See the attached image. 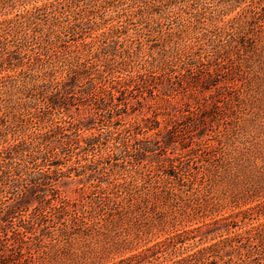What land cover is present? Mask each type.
<instances>
[{
  "label": "rangeland",
  "instance_id": "374dc122",
  "mask_svg": "<svg viewBox=\"0 0 264 264\" xmlns=\"http://www.w3.org/2000/svg\"><path fill=\"white\" fill-rule=\"evenodd\" d=\"M67 1L0 0V117L6 111L12 116L0 120V153L20 140L26 149L36 145L50 120L65 119L53 145L55 151L46 160H38L36 170L50 175L51 184L63 196L74 199L82 194L84 198L78 225H70L65 236L60 231L66 227L68 213L61 219L47 214V225L42 228L52 233L45 243L68 245L66 253L56 252V246L49 248L50 264H172L191 254L200 256L210 248L214 257L206 256L196 264H264L260 254L264 235L255 232L264 226V58L243 63V79L236 78L235 83L222 77L219 94L209 103L219 102L224 108L208 118L204 127L183 131L175 139L177 143L155 154L146 153L140 160L133 152L125 158L110 157L105 141L94 148L75 143L84 135L85 125L91 128L88 134L105 132L112 125L100 118L94 101L81 112L72 107L53 114L43 101L55 88L56 83L50 86L51 82L67 79L60 74L64 68L78 63L81 67L93 65L92 79L107 83L121 73L135 75L150 55L158 58L165 41L182 50L171 63L175 69L194 76L201 70L199 57L207 55L200 51L202 45L255 0H91L77 7H70ZM260 25L264 29V17ZM114 43L129 51L139 49L140 55L129 59L127 65L120 63L118 55L110 56L108 63L114 70L108 73L100 48ZM190 52L196 60H188ZM206 60L203 63L208 65ZM162 66L148 69L162 73ZM45 84L48 93L39 88ZM84 84L81 81L80 86ZM80 88L75 89V96ZM160 90L159 96L143 100L138 111L124 115L116 126L142 122L155 114L164 126L188 106H195L189 96L167 87ZM138 137L141 141L128 143L130 150L151 139L147 134ZM182 140L195 141L197 150L192 154L182 151ZM62 147L66 148L63 153ZM182 152L177 164L183 166L176 177H163L161 171L168 170L170 164H163L162 159ZM5 158L6 162H19L16 155L6 154ZM56 163L62 165L61 170L54 167ZM138 169L149 184H158L160 196L120 220L112 216L120 212L117 200L99 201L102 209L93 210L95 201L106 197L102 188L131 183ZM54 170L63 174L57 177ZM4 177L0 173V178ZM34 188L26 181L1 195V207L14 205L18 209L11 219L13 227L39 214L34 208L40 201L45 205L53 201L49 191ZM139 196L132 201L137 202Z\"/></svg>",
  "mask_w": 264,
  "mask_h": 264
},
{
  "label": "trees",
  "instance_id": "16d2710c",
  "mask_svg": "<svg viewBox=\"0 0 264 264\" xmlns=\"http://www.w3.org/2000/svg\"><path fill=\"white\" fill-rule=\"evenodd\" d=\"M89 1L91 0H68L66 3L70 7H77L80 3L83 4ZM261 11H264V0L252 1L243 13L228 22L225 27L218 29V32L202 45L203 49L200 51L202 53L206 52L207 55L199 57L198 61L202 63H199L198 68L201 67V70H197L194 76L187 74L185 69H180L181 71L175 69V63H171L177 59L176 55L182 50L179 46H173L170 42L165 41L164 49L158 54V58L150 55V59L142 65L135 75L121 73L120 76L110 79L107 83L101 84L92 79L91 69L94 67L93 65L81 67L82 64L78 63L64 68L62 69L64 72L60 74L62 76L65 74L64 76H67V79L56 78L57 81L51 82L50 86L56 83L55 88H52V95L44 96L43 101L45 105L48 104L50 114L60 108L71 109L72 107H78V112H81L82 109L91 107L94 101V106L96 105L100 118L110 121L112 125L105 132H91L89 134L86 131L91 128L85 125L84 135H81L75 143L84 142L86 146L94 148L98 143L105 141L109 148V156L114 159L125 158L133 152V154L136 153V160H140L146 153L155 154L161 148L168 149L171 145L177 143V137L183 131L204 127L208 118L224 108V106L218 105L219 102L209 103V99H212L220 91L219 85L222 82V77H226L223 78L224 80H231L235 83V81H238L236 78L243 79V71H241L243 63L250 62L254 58H258L259 61L264 58V29L260 25L264 13ZM118 46V43H114L100 48L102 49L101 53L106 57L103 67L108 73L112 69L114 70L112 65L108 63L110 56L118 55L121 59L120 63L127 65L129 59L138 58L140 55L139 49L129 51L121 45ZM186 57L189 61L196 60L191 52L186 54ZM205 59H209L206 60L208 65L203 63ZM182 61L177 62L179 68ZM148 64H150L149 66L157 65V67L162 64L165 66L159 67L162 73H157L148 69L149 66H146ZM229 64H231V68L225 67ZM51 71L57 73L54 69H51ZM45 76L42 77V80ZM81 81L85 82L83 87L80 86ZM78 87L81 88L75 96L74 91ZM160 87H167L179 94L189 96L195 100V106H188L187 110L181 111L178 118L168 120L164 126L158 118L159 114L145 118L142 122H130L129 126H116V122L121 121L125 117L124 115H128L130 112L134 114L138 111V106H141L143 100L148 97L155 99L156 96H159ZM39 88H41V91L46 88L47 93L49 91V89L47 90V84ZM45 93L43 92V94ZM163 95L165 94L163 93ZM134 99H137L136 104L133 103ZM230 100L232 101L233 98ZM9 117L12 116L6 111L4 115H1L0 120L6 121ZM50 121L49 124L43 127L36 145H28L30 148L26 149L20 140L17 144L9 145L5 152L0 153V173L5 176L4 179L0 178L2 180L0 181V198L4 191H13L23 182L30 181L35 185L34 190L45 189L44 191H49V200H53L49 205H45L40 201L39 205L34 208L39 214L31 215L30 219L24 220V223L16 227H13L14 223L11 219L15 217L17 207L14 205L1 207L0 204V264H50L52 255L48 250L56 244L45 243L46 237L52 233L44 232L42 228L47 225V222H45L47 221V214H51L53 218L61 219L62 215L68 213L69 218L65 220L66 227L60 231L62 236L67 234L70 225H78V220H80L79 209L85 205L82 194H79V198L74 199L63 196L51 184L52 178L50 175L36 170L39 166L38 160H46L48 155L55 151L53 145L58 141V134L60 133L58 131L62 130V125L65 123V119L61 121L52 119ZM90 121L87 120L86 124L88 125ZM121 127L123 128L121 129ZM140 134L150 135L151 139H146L145 142L147 143L145 145L139 143V147H133V150H130L128 143L132 140L141 141L138 137ZM69 143L67 142L64 145ZM194 143L195 141L182 140L180 149L192 154L197 150L196 146H193ZM62 149V153L66 151L65 147H62ZM6 154L7 156L16 155L19 162H6ZM182 154L184 153L171 154V156L162 159L163 164H170L168 170H160L163 177H167V179L176 177L177 170L183 166L177 164V161L180 160L178 157ZM61 166L59 163L54 165L55 168L60 170ZM91 166L93 165H87V168ZM90 169L93 173L94 170ZM53 172L57 177L58 174L62 173L58 170ZM135 172L139 174H136L138 176H135V180L131 183L118 182L112 188L109 184L102 188L106 197L103 200H96L93 210L100 211L102 209L99 201L117 200L121 205L120 212H118V216L116 214H112V216L116 220L117 218L120 220L133 216L136 213L137 206L149 204L161 195L157 183L149 184L147 178L143 175L144 173L139 169ZM136 195H140V198L137 199V202H133L136 200ZM0 201L2 200L0 199ZM72 212H75V215H72ZM111 213L109 212L107 215L110 216ZM94 223L89 224V227H94ZM97 225L95 224V226ZM255 232L259 236L264 235V226L257 228ZM67 246L65 244L62 246L57 245L56 252L66 253ZM41 249H43V252H40ZM200 254V256L196 253L191 254L172 264H196L204 260L206 256L214 257L215 252L210 248ZM260 254L264 256V248L260 251Z\"/></svg>",
  "mask_w": 264,
  "mask_h": 264
}]
</instances>
